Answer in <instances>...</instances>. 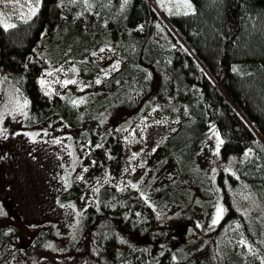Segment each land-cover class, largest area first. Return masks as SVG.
<instances>
[{
	"label": "trees",
	"instance_id": "obj_1",
	"mask_svg": "<svg viewBox=\"0 0 264 264\" xmlns=\"http://www.w3.org/2000/svg\"><path fill=\"white\" fill-rule=\"evenodd\" d=\"M90 1L39 0L27 22L0 23V83L5 76L27 96L26 127L59 118L85 128L94 165L70 197L98 175L102 184L68 256L41 257L44 231L21 248L19 228L7 225L0 226V264H264V0H190L191 13L166 17L179 40L171 49L157 40V0ZM112 57L121 67L109 73ZM69 71L75 83L65 85ZM157 79L158 95L170 98L162 114L172 134L155 149V171L142 187L109 186L120 144L106 120L152 101ZM213 130L223 143L209 182L196 158ZM171 164L177 178L160 184ZM217 201L222 220L204 232ZM170 206L194 213L176 220L183 235L165 220ZM236 228L254 256L230 246Z\"/></svg>",
	"mask_w": 264,
	"mask_h": 264
},
{
	"label": "rangeland",
	"instance_id": "obj_2",
	"mask_svg": "<svg viewBox=\"0 0 264 264\" xmlns=\"http://www.w3.org/2000/svg\"><path fill=\"white\" fill-rule=\"evenodd\" d=\"M23 1L0 0V23L4 27L32 17L28 16L29 8ZM83 1L87 5L91 3L90 0ZM32 2L35 3V0ZM188 2L191 3L190 0ZM183 3L184 0L156 1L155 7L160 17L157 40L163 48L171 49L179 43L166 17L172 12L184 14L185 11H193L192 3V8L187 10ZM120 67L121 64L114 57L106 63L109 73ZM67 74V80H72V72ZM159 85L160 80L157 79L155 97L140 110L132 113L115 111L106 120L107 132L115 135L120 144L117 161L108 172L109 186L140 188L153 176L156 168L153 153L173 131V126L165 122L166 117L162 114V103H169L170 98L158 95ZM0 86L3 93L0 105V226L18 227L19 246L23 249L41 231L48 232L41 257L50 254L68 256L71 247L82 236L88 208L98 207L97 192L102 185L98 175L87 192L70 197L73 186L83 181L90 166L94 165V160L90 158L89 140L83 136L85 128H69L59 118L35 128H27V96L19 88L10 85L5 76ZM57 140L60 143H56ZM219 141H223L220 133L213 130L198 149L196 164L209 182L219 168L222 145ZM86 158L90 160L89 165L85 163ZM175 171L176 165L171 164L159 175V183L170 182L174 176L177 178ZM217 207L223 208L219 201L215 202L204 221V232L217 227L222 220L215 227L210 226ZM166 212L165 220H173L178 232L185 234L181 222L176 220L192 217L194 213L182 211L179 206H170ZM195 241L194 247L197 248L201 242ZM230 246L244 258L255 255L254 248L238 228L232 233Z\"/></svg>",
	"mask_w": 264,
	"mask_h": 264
},
{
	"label": "snow or ice",
	"instance_id": "obj_3",
	"mask_svg": "<svg viewBox=\"0 0 264 264\" xmlns=\"http://www.w3.org/2000/svg\"><path fill=\"white\" fill-rule=\"evenodd\" d=\"M38 5H39V0H35V3H33L32 0H26L25 6H27L29 8V12H28L29 17L35 16L37 14ZM183 7L187 10V9H191L192 5H191V3L188 2V0H184ZM184 14L187 15L188 11H185ZM21 18H23V14H22ZM25 22H27V21L25 20ZM6 27H15V25L14 24L6 25ZM101 51H103V49H101ZM73 71H75V70H73ZM48 75H52V73H48ZM41 83H43V81H41ZM64 83H65V85H67L68 83H75V81L69 80V81H65ZM97 83H99V81H97ZM26 106H27V102H25V107ZM56 143H60V141L57 140ZM219 143H223V141H219ZM217 154H218V152H217ZM85 171H87V169H85ZM223 211H224L223 208L217 207L216 214H215L214 218L212 219V222L210 225L211 227H215L219 223V221L222 219ZM240 243L243 244L244 241H240Z\"/></svg>",
	"mask_w": 264,
	"mask_h": 264
}]
</instances>
